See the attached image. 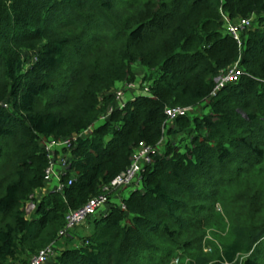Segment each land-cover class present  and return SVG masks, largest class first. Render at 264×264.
<instances>
[{
    "label": "trees",
    "instance_id": "1",
    "mask_svg": "<svg viewBox=\"0 0 264 264\" xmlns=\"http://www.w3.org/2000/svg\"><path fill=\"white\" fill-rule=\"evenodd\" d=\"M222 10L254 18L241 45ZM137 70L149 92L117 107ZM178 106L193 109L167 123ZM69 137L64 187L29 217L48 183L43 146ZM142 141L157 150L140 187L54 264H264V0H0V264L58 239Z\"/></svg>",
    "mask_w": 264,
    "mask_h": 264
},
{
    "label": "built area",
    "instance_id": "2",
    "mask_svg": "<svg viewBox=\"0 0 264 264\" xmlns=\"http://www.w3.org/2000/svg\"><path fill=\"white\" fill-rule=\"evenodd\" d=\"M221 13L226 31L231 34L241 45V34L244 30L252 26L254 18L243 17L238 20H233L223 10L221 11ZM241 74L242 70L237 62L220 76L213 94L223 88L226 84L237 81L240 78ZM121 86H124L125 90L138 88L135 82L127 84L119 83L115 91V97L116 100L120 101V103L122 102L121 100L124 98L125 94V92L120 89ZM141 90L144 92L140 94H147L149 92V86L147 82H144L142 84ZM125 103L126 101L122 102L120 105H117V107L123 108ZM192 109V106H178L167 108L165 111L167 115L166 122L169 123L178 116H184ZM113 110V107L110 108L108 113H111V111ZM107 116H109V114L104 115L101 119L104 120ZM76 140L77 138L75 137L62 139L50 138L43 146L50 158V165L46 170L45 180L49 182L54 178H58L59 183L56 187L58 190H62V188L64 187V184L61 183V177L68 173V171L70 170L69 156L67 153L71 151ZM162 142L163 141H160L158 144L161 145ZM156 150V146L147 144L144 141L140 142L132 154L131 164L124 171L114 177L109 183L105 184L102 187V191L100 194L91 197L80 208L71 210L67 213L66 223L59 232V237L66 236L75 227L85 224L94 215L99 214L100 212H105L108 209L110 203L115 201V198L119 195V191L121 189L138 183L141 179V174L145 170L146 166L153 162V155ZM72 181L73 178H70L69 184H71ZM103 206H105L104 210H102ZM56 253L57 251L55 248V244L51 243L47 247L39 250L36 254H34L28 264H46L51 258L56 256Z\"/></svg>",
    "mask_w": 264,
    "mask_h": 264
},
{
    "label": "rangeland",
    "instance_id": "3",
    "mask_svg": "<svg viewBox=\"0 0 264 264\" xmlns=\"http://www.w3.org/2000/svg\"><path fill=\"white\" fill-rule=\"evenodd\" d=\"M137 71H138V77H137V80L135 81V83L138 86V88L125 90L124 86H121L120 89H122L125 92L124 98L121 100L122 102H125L127 99H130V98H132V97L144 92V91L141 90V86H142V84L144 82H148V81L143 80V76H144L145 73L142 70H137ZM115 91H116V88H115L114 92ZM121 103H120V101L116 100V104L117 105H120ZM196 111L197 112H202L203 108L200 110V108L198 107L196 109ZM104 115H106V114H104ZM102 122H103V120L100 119L97 122V124L99 125ZM89 133H90L89 131L85 132L84 136L88 135ZM185 136H187V132H183L182 134L181 133L172 134V135L167 136V138L172 140L174 143L175 142L180 143L181 139L185 138ZM166 139H164V140H166ZM68 156H69V154H68ZM56 165H57V163H56ZM57 183L58 182L55 179H53L52 181H49L48 183H46L44 188L37 190L36 193L34 194L33 198L26 203V209H27L29 217H34L35 216L36 207H37L38 202L40 200H42L43 197L48 195L49 192L51 191V189H54L57 186ZM139 187H140V184H137V183L128 186L126 189H124L122 191V193L119 196V198H121V196L126 198L132 190H134L136 188H139ZM115 200H118V199H115ZM104 209H105V206H103L102 210H104ZM92 219L93 218H91L89 221H87L85 224H83L81 226L75 227L66 236L58 237V239H56L53 242V244H55V248H56L57 253H58L59 250H62L64 248H66V247H76V246H78L81 243V238L84 237V236L89 235V233L91 232L92 226H93ZM33 255L34 254H29V255L23 256L20 259L14 261V262H11L10 264H28ZM54 262H55V257L51 258L46 264H54Z\"/></svg>",
    "mask_w": 264,
    "mask_h": 264
},
{
    "label": "crops",
    "instance_id": "4",
    "mask_svg": "<svg viewBox=\"0 0 264 264\" xmlns=\"http://www.w3.org/2000/svg\"><path fill=\"white\" fill-rule=\"evenodd\" d=\"M55 180H57V182L59 183V180H58V178H54ZM58 183H57V186H58ZM56 186V187H57ZM55 187V188H56ZM127 187H125V188H123V189H121L120 191H119V196L121 195V193H122V191L124 190V189H126ZM123 198V196H121V199Z\"/></svg>",
    "mask_w": 264,
    "mask_h": 264
}]
</instances>
